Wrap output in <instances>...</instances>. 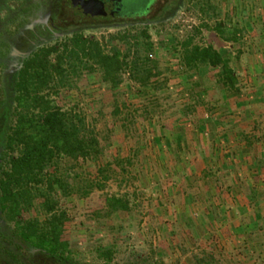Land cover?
Masks as SVG:
<instances>
[{"label":"rangeland","instance_id":"1","mask_svg":"<svg viewBox=\"0 0 264 264\" xmlns=\"http://www.w3.org/2000/svg\"><path fill=\"white\" fill-rule=\"evenodd\" d=\"M219 24L225 31L224 36L216 31ZM148 29L153 43L150 55L160 62L164 73L161 80L165 85L157 91L156 101L151 96L156 91L151 90L148 98L140 96L139 89L130 82L127 74L116 90L103 85L99 73H84L73 88L60 89L58 95L52 91L58 106L79 112L98 130L103 132L105 125H112V143L118 141L117 145L111 143L105 148L98 163L79 168V172L86 174H82L84 178L89 174L94 178L99 166L106 167L108 180L104 182V190L95 189L88 197L61 198V208L68 215L63 235L70 245L67 256L80 264H105L106 258L99 254L106 250L113 251L110 264H197L198 259L214 256L212 248L218 241L216 237L207 235V241L203 242L193 232L187 233L178 225L175 206L181 202V196L176 195L175 189L185 194L184 187L188 184L179 176V171L176 175L173 168L167 164L163 166L164 152L159 145L164 132L159 131V127L192 124L200 120L201 112L214 116L215 127L225 126L226 106L229 105L223 101L222 92L211 79L215 69L204 68L198 75L184 73L178 46L190 37L200 46L214 45L233 65L237 64V74L242 78L239 63L246 60L248 54H264L257 49L264 43V0H185L184 8L173 21ZM124 30L104 28L84 34L111 48L112 38ZM233 32H237L238 40L228 41ZM197 80L201 81L197 90L208 107L198 106L187 116L181 115V110L193 101L192 84ZM239 86L244 89L246 85ZM251 92L254 91L244 89L238 93ZM114 95L121 106L127 104L120 117L111 115ZM155 102L158 104L153 105ZM188 134L194 139L193 132H185ZM221 140H225L224 137ZM224 146L223 149L228 151V145ZM183 149L189 156L193 150L187 146ZM174 162H178L177 158ZM173 186L176 188L170 190ZM114 193L129 195L131 211L107 215L105 196ZM38 205L39 202L34 210L23 215V219H44L37 211ZM216 260L221 262L219 258Z\"/></svg>","mask_w":264,"mask_h":264},{"label":"trees","instance_id":"2","mask_svg":"<svg viewBox=\"0 0 264 264\" xmlns=\"http://www.w3.org/2000/svg\"><path fill=\"white\" fill-rule=\"evenodd\" d=\"M148 28L125 29L112 38L111 48L96 38L78 33L41 50L27 62L17 83L0 187L6 216L15 224L17 233L33 246L67 257L70 245L63 235L68 215L61 208V198L88 197L95 189L104 190V182L108 180L106 167H98L97 177L101 176L98 180L91 174L84 178L86 174L79 172V168L98 163L105 148L111 145L114 134L112 125H105L102 132L79 112L58 106L52 91L58 95L60 89L73 88L84 73H99L102 84L116 90L127 74L130 82L139 89L140 96L148 98L151 90L156 91L151 95L156 101L157 91L165 85L161 80L164 73L160 62L150 55L153 43ZM134 30L137 31L133 33ZM216 31L222 36L225 34L220 24ZM236 33L227 40L237 41ZM178 51L184 73H198L202 67H211L217 70L212 76L214 83L224 94L240 91L231 60L214 45L200 46L190 37L179 44ZM192 87L193 101L181 110V115L187 116L198 106L208 105L197 91L200 83L194 82ZM113 102L111 115L120 117L127 104L121 106L115 95ZM155 103L153 105L158 104ZM209 121V118L200 119L199 131L202 132ZM37 202V211L44 219H23L25 213L35 209ZM105 208L108 216L129 212L132 201L128 194H107ZM185 221L189 227L192 225L191 219ZM99 255L106 258L105 264H110L113 251L106 250ZM197 264L219 262L214 256H208L198 259Z\"/></svg>","mask_w":264,"mask_h":264},{"label":"crops","instance_id":"3","mask_svg":"<svg viewBox=\"0 0 264 264\" xmlns=\"http://www.w3.org/2000/svg\"><path fill=\"white\" fill-rule=\"evenodd\" d=\"M257 49L264 53V43ZM231 63L237 73V64ZM239 65L243 73L242 78L237 74L239 85L254 92L224 94L216 86L229 105L225 126L215 127L214 116L201 112L199 119L210 120L202 132L197 127L198 120L193 125L190 122L159 127L164 132L159 146L164 152L163 166L173 168L176 175L179 171L188 184L185 194L177 190V185L170 188H176V195L181 196L175 206L178 225L203 242L207 235L216 237L219 243L215 241L212 253L221 260L219 264H233L234 260L237 264H264V54H248ZM204 68L211 67H202L198 73ZM195 82L201 85L200 80ZM253 85L255 88H251ZM244 89L240 88V92ZM188 131L196 138L185 135ZM224 145H228L229 153ZM186 146L193 148L190 156L183 153ZM186 219L192 220L190 227Z\"/></svg>","mask_w":264,"mask_h":264},{"label":"flooded vegetation","instance_id":"4","mask_svg":"<svg viewBox=\"0 0 264 264\" xmlns=\"http://www.w3.org/2000/svg\"><path fill=\"white\" fill-rule=\"evenodd\" d=\"M83 9L77 0H0V183L6 163L17 83L27 62L45 48L78 33L104 28L160 26L173 21L185 0H96ZM9 221L1 202L0 264H80L24 240Z\"/></svg>","mask_w":264,"mask_h":264},{"label":"water","instance_id":"5","mask_svg":"<svg viewBox=\"0 0 264 264\" xmlns=\"http://www.w3.org/2000/svg\"><path fill=\"white\" fill-rule=\"evenodd\" d=\"M77 2L83 9H87L88 7H99L98 12H94V14H103L102 9H106L103 3L97 2L96 0H77Z\"/></svg>","mask_w":264,"mask_h":264},{"label":"built area","instance_id":"6","mask_svg":"<svg viewBox=\"0 0 264 264\" xmlns=\"http://www.w3.org/2000/svg\"><path fill=\"white\" fill-rule=\"evenodd\" d=\"M182 69V68H181Z\"/></svg>","mask_w":264,"mask_h":264}]
</instances>
